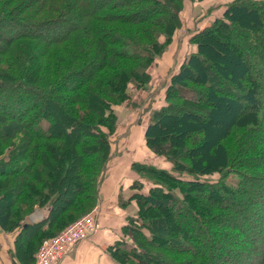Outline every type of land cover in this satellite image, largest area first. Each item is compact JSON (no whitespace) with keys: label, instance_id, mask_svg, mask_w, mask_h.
Masks as SVG:
<instances>
[{"label":"trees","instance_id":"obj_1","mask_svg":"<svg viewBox=\"0 0 264 264\" xmlns=\"http://www.w3.org/2000/svg\"><path fill=\"white\" fill-rule=\"evenodd\" d=\"M183 2L0 0V226L17 231L20 264L95 208L116 107L150 83ZM190 43L144 129L172 166L133 162L151 185L133 182L124 205L136 213L109 252L120 264H264V0H232ZM36 207L44 218L25 221Z\"/></svg>","mask_w":264,"mask_h":264},{"label":"rangeland","instance_id":"obj_2","mask_svg":"<svg viewBox=\"0 0 264 264\" xmlns=\"http://www.w3.org/2000/svg\"><path fill=\"white\" fill-rule=\"evenodd\" d=\"M231 1L232 0H205L199 2L194 0H184V7L180 12L182 25L178 28V38L174 36V38H176L175 46L180 50L178 49L179 52L178 50L171 51L170 49L172 48L169 49L167 47L168 49L164 52V54L150 66L149 73L151 81L145 89H136L134 86H130L128 91L131 95V103L128 104L125 101L123 104L116 107V113L118 115V128L111 137L113 156L110 160L118 154L124 153V151H126V146L129 145V148L134 150V159L138 160L133 162L140 161L155 164L158 167L167 169L172 166L171 162L156 155L145 145V142L142 139V132L149 121L148 118L150 112L155 108L163 106L166 92L165 90L168 87L171 75L179 69L184 59V55H187L193 50V47L189 46V44L191 45V37L187 40H184V38L188 37V35L192 36L193 32L206 27V25H208L215 17H219L226 8L227 4ZM168 53H170L169 60L165 61L164 58ZM164 63L167 65L165 73L162 72V66H164ZM110 162L108 163L109 166L107 170L110 168ZM217 178L218 175H215L211 176L209 179ZM139 179L144 185L141 191L148 192L147 190L151 185L149 179L140 176L137 180ZM132 189L135 190L136 188L133 187ZM136 190L138 191V189ZM156 212L158 213V211Z\"/></svg>","mask_w":264,"mask_h":264},{"label":"crops","instance_id":"obj_3","mask_svg":"<svg viewBox=\"0 0 264 264\" xmlns=\"http://www.w3.org/2000/svg\"><path fill=\"white\" fill-rule=\"evenodd\" d=\"M178 33L179 30L176 31V38H178ZM190 37L191 35H188L184 40ZM176 38L168 46L169 49L172 48L171 51L179 49L175 46ZM189 46L193 47L190 53L196 50L194 44H189ZM187 55H184V58ZM169 57L170 53L165 56L164 60H169ZM166 66L165 63L162 66L164 73ZM142 134V139L145 142L144 130ZM133 156L134 150L130 149L128 145L124 153H120L110 160V168L106 171L98 191L99 198L95 206L98 211L96 228L83 240L73 244L65 257L57 264H120L112 258L108 248L125 236L122 228L127 223L126 219L136 213V206H134L133 201L127 203L126 206L124 205L133 193L138 192L136 189H132L133 182L138 178L132 169L133 161L138 160L134 159ZM47 212L48 208L46 207H36L26 216L25 221L38 223ZM16 233V230L6 231L0 226V264H20L15 257H12ZM127 239L128 241L132 240L131 234L127 233Z\"/></svg>","mask_w":264,"mask_h":264},{"label":"built area","instance_id":"obj_4","mask_svg":"<svg viewBox=\"0 0 264 264\" xmlns=\"http://www.w3.org/2000/svg\"><path fill=\"white\" fill-rule=\"evenodd\" d=\"M97 213V209L93 208L55 236L44 239L37 250L35 264H57L73 244L83 240L96 228Z\"/></svg>","mask_w":264,"mask_h":264}]
</instances>
